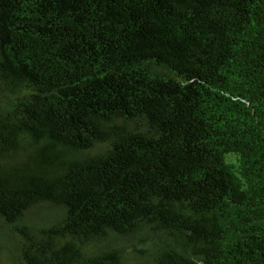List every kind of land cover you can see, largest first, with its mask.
<instances>
[{
	"label": "trees",
	"instance_id": "16d2710c",
	"mask_svg": "<svg viewBox=\"0 0 264 264\" xmlns=\"http://www.w3.org/2000/svg\"><path fill=\"white\" fill-rule=\"evenodd\" d=\"M0 227L17 264H264V0H0Z\"/></svg>",
	"mask_w": 264,
	"mask_h": 264
},
{
	"label": "rangeland",
	"instance_id": "374dc122",
	"mask_svg": "<svg viewBox=\"0 0 264 264\" xmlns=\"http://www.w3.org/2000/svg\"><path fill=\"white\" fill-rule=\"evenodd\" d=\"M233 154H227V160L232 161L234 160L235 157L232 156ZM1 230H3L2 227H0ZM6 239L4 238L0 242V264H17L14 257V251H11L7 247H3L1 244L5 241Z\"/></svg>",
	"mask_w": 264,
	"mask_h": 264
}]
</instances>
